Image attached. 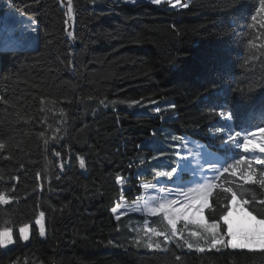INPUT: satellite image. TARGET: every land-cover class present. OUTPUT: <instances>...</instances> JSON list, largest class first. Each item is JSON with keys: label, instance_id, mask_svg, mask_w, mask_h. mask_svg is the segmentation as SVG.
I'll list each match as a JSON object with an SVG mask.
<instances>
[{"label": "trees", "instance_id": "1", "mask_svg": "<svg viewBox=\"0 0 264 264\" xmlns=\"http://www.w3.org/2000/svg\"><path fill=\"white\" fill-rule=\"evenodd\" d=\"M2 2L36 22L40 44L0 50V140L8 145L0 151V186L16 184L19 198L0 206V225L12 227L17 239L8 246L11 251L0 248V264H264L259 250L198 253L175 243L167 251L163 244L140 250L135 231L145 219L151 227H162L160 218L131 213L117 222L111 212L120 202L118 175L129 178L126 202L141 194L139 157L148 161L154 151L138 152L137 144L155 141L156 148L171 154L174 149L164 143L168 134L188 135L224 159L235 152L248 158L264 155L222 148V134L214 133L223 121L211 111L227 100L236 130L264 127V37L257 29L241 27L256 0H192L182 9L72 0L76 41L64 32L67 9L60 0ZM249 39L256 49L247 47ZM229 87L244 92L230 94ZM101 99H137L144 106L117 104L114 109L109 103L105 108ZM172 103L176 108L168 109ZM157 106L167 110L156 114ZM53 149L70 153L62 172ZM77 155L85 156V169ZM162 159L170 162L175 156ZM156 164L151 160L138 178L157 179L151 172ZM239 177L237 170L233 178ZM245 187L264 198L258 186ZM218 199L210 198L211 204ZM40 211L45 213V237L35 224ZM205 216L210 222L212 214L206 210ZM25 223L30 225L28 242L18 240Z\"/></svg>", "mask_w": 264, "mask_h": 264}, {"label": "snow or ice", "instance_id": "2", "mask_svg": "<svg viewBox=\"0 0 264 264\" xmlns=\"http://www.w3.org/2000/svg\"><path fill=\"white\" fill-rule=\"evenodd\" d=\"M60 2L67 9L65 13L66 19L64 20V32L71 41H76L79 38L78 35L74 34V30H70L75 23L72 0H66V4L65 0H60ZM89 2L95 5L97 0H89ZM124 2L134 6L145 2V0H124ZM146 2L157 6L169 5L172 9H175L177 7L188 8L192 0H184V2L182 0H146ZM13 23H20L22 25L20 35L17 37L13 29L6 28L7 39H5L3 48L0 50L13 51L15 47L21 46L18 44L19 39H38L36 35L38 27L34 20L29 19L27 23L19 20ZM241 27L257 29L260 36L264 37V0H256L253 9L245 17V24ZM240 34L245 35L246 33L241 32ZM247 47L249 49H256L257 45L253 40L249 39ZM260 49L264 50V39L261 40ZM71 63L72 61L70 60L69 64ZM212 88L215 89L216 85L213 84ZM236 91L244 92L243 89L236 87L228 88L230 94ZM248 91L251 92L252 89L250 88ZM89 98L91 99V97ZM99 103L104 105L105 108L110 103L114 109L117 104H125L128 108L144 106L142 101L137 99L112 100L110 102L101 99ZM152 103H156V101H152ZM229 103L230 101L226 100L220 107L211 109L212 113L223 121V125L217 127L214 133V135L222 134L219 137L221 141L220 146L226 150L240 149L247 152V142L250 139H256L257 135H259L262 147L258 151L264 153V127H257L256 131H249L246 128L236 130L233 127V112L228 107ZM167 107L168 109H175L176 105L172 103ZM166 110H162L161 107L157 106L152 111L156 114H161L162 111ZM171 118L169 117V119ZM163 119L164 117L161 116V120ZM56 131L60 132L61 129L57 128ZM156 134V130H152L150 136L155 137ZM168 136L170 141L179 142L175 146L172 143L167 144V148L174 149L171 154L163 146L156 148L155 141H146L136 145L138 152H143L146 149L154 151V155L148 161L143 157H139L137 167L142 170L138 171L136 175L138 177L143 176L148 170L150 161L156 160L157 164L151 167V172L154 173L156 178H166L155 179L153 183L141 181L140 187L145 190L150 188L156 189L161 195L146 199L138 198L137 201L133 202L130 209L121 211L126 204L124 193L131 189L130 187H125L128 184L129 178L118 175L116 183L121 185L120 202L111 208L116 221L119 222L121 216L127 215L128 210L143 212L146 217L160 218L162 227H151L148 220L145 219V226L137 230L138 235L139 233L143 235L135 240V244L137 246L143 244L148 249H161L163 244L164 250L167 251L168 245L175 243L177 248L186 247L188 250L194 249L198 253H205L206 249L209 251L212 249L219 251L223 248L247 251L259 250L261 254H264V198H258L256 192L245 187L247 184L258 186L260 194L264 195V155L248 158L239 152H235L230 160L203 159L199 150L193 154V149L188 147L192 141L187 137L175 134H168ZM51 139L56 141L58 138L53 135ZM44 143L47 148L49 141L45 140ZM7 147L8 145L5 141L0 140V151L6 150ZM181 149H186L187 155L182 154ZM52 154L60 159L58 167L62 172L67 162L65 156H69L70 153L62 155L60 151L53 149ZM207 154L212 155L210 152ZM170 155L175 156V159H172L170 162L162 159ZM189 156L198 161L196 167H190L192 160L189 159ZM10 158L8 157V159ZM76 159L79 161V167L85 169V156L77 155ZM133 163L130 162L128 167L131 168ZM20 168H24V165L21 164ZM189 170L193 174V180L188 183L181 182V176L185 171ZM237 170L240 171L239 181L233 178ZM36 175L37 179H40V174L37 173ZM11 179L18 180V177L12 176ZM3 181V170H0V182ZM240 181H243V183ZM169 182L171 186H169ZM214 197L219 198L218 201L214 204H209V199ZM18 199L16 184L5 183L4 186H0V206L12 205ZM235 207H243L248 212V215L252 217V220L256 221V225H253L247 231L234 229L232 223L229 221V217ZM217 208L219 209L218 214ZM206 210L212 214L210 222L206 224H200L194 218H189V214H192V217H194L196 213L204 214ZM178 223L181 224V227H177ZM35 224L38 225L39 236L45 237V213L43 211L39 212ZM257 226L259 227L257 228ZM29 230L30 225L27 223L20 226L18 240L28 242L30 239ZM157 238H162V240ZM16 243L17 239H14L13 228L0 225V248L11 251L12 249L8 246ZM175 259L181 261L180 256H176Z\"/></svg>", "mask_w": 264, "mask_h": 264}, {"label": "rangeland", "instance_id": "3", "mask_svg": "<svg viewBox=\"0 0 264 264\" xmlns=\"http://www.w3.org/2000/svg\"><path fill=\"white\" fill-rule=\"evenodd\" d=\"M145 2H146V0H145ZM182 2H184V0H182ZM175 9H182V8L177 7ZM21 14L22 13L12 9L11 7H8L4 2H2V0H0V49L3 48V43H4L5 39H7V32L5 30L6 28L13 29L15 31V33H16V36L19 37L20 31L22 30V25L20 23H13V22L14 21L23 20L25 23H27V21L29 19H32L31 17H28V16H26L24 14L21 16ZM36 35L38 36V39H31V40L19 39L18 40V44L21 45V46H17V47H22V48H25V49H37L39 47V44H40L39 32ZM183 137H187L190 141L191 140L194 141V142H192V143H190L188 145V147L193 149V154H195L197 152V150H199L203 159H220V160H223V159H221V157L219 155H215V156L214 155L213 156L208 155L207 151H211V150L208 149L207 146H206L207 147V150H206V148L203 145L204 143L202 141L193 139V138H191L188 135H183ZM260 140H261V137L259 135H257L256 139H254V140L250 139L247 142L248 143V151H250L251 154H254V155L262 154L261 152L258 151L262 147ZM164 143L167 146L168 143L175 144V143H179V142L178 141H170V138L168 137V138H166ZM253 150H256V151H253ZM181 152H182V154L187 155L186 149H182ZM211 152H213V151H211ZM189 159L192 160V164L190 165V167H196L198 161L193 159L191 156H189ZM200 162H202V161H200ZM186 174L188 175V177H185ZM157 179H161V178H157ZM192 180H193L192 172L190 170L189 171H185L183 173V179L181 180V182L188 183V182H190ZM154 181L155 180L148 181V182H145V183H153ZM169 186H171L170 182H169ZM159 195H161V194L158 193L156 189H151V188L147 189V190L144 189L143 193L141 195H138L136 197L135 201H137L138 198L146 199L148 197L159 196ZM141 202H143V201L141 200ZM132 205H133V202L132 203L126 202L125 207L122 208L121 211H125L127 209H130ZM240 208L242 210H244L243 207H240ZM131 213L144 214L143 212H135V211L128 210L127 214H131ZM237 214L238 213L235 212V215H230V217H229V221L232 223L233 228L234 229H243L245 231L251 229L254 224L253 223H249V221H247L245 219H242L241 216L240 217L236 216ZM189 218H194L195 219V217H192L191 214H189ZM258 227L259 226H257V228ZM139 229H142V228L138 227L137 230H139ZM137 230L135 231L134 239H138L140 236L143 235L142 233H139V235H138V231ZM135 246L138 247L140 250H144L145 249L143 244H141L140 246H137L135 244ZM106 247L109 248L110 245H106Z\"/></svg>", "mask_w": 264, "mask_h": 264}, {"label": "crops", "instance_id": "4", "mask_svg": "<svg viewBox=\"0 0 264 264\" xmlns=\"http://www.w3.org/2000/svg\"><path fill=\"white\" fill-rule=\"evenodd\" d=\"M191 141H192V140H191ZM192 142H194V141H192ZM195 143H196V142H195ZM203 145H204V147H205L206 150H207L206 145H205V144H203ZM209 152L212 153V155H210V156H213V155H214V156H215V155H219V154H217V153H213V152H211V151H207V153H209ZM219 156L221 157V159L224 160V157H222L221 155H219ZM185 177H188V175L186 174ZM209 204H211L210 199H209ZM235 212L238 213L236 216H239V217L241 216L242 219H245V220L249 221V223H253L254 225H256V221L252 220V217L248 215V212H247L245 209L242 210L240 207H235V208L233 209L231 215H235ZM233 213H234V214H233ZM191 216H192V214H191ZM194 217H195V220H196L198 223H200V224H206V223H207V219H206L205 213H204V214L196 213ZM178 224H179V223H178Z\"/></svg>", "mask_w": 264, "mask_h": 264}, {"label": "built area", "instance_id": "5", "mask_svg": "<svg viewBox=\"0 0 264 264\" xmlns=\"http://www.w3.org/2000/svg\"><path fill=\"white\" fill-rule=\"evenodd\" d=\"M236 176H237V175H236ZM182 179H183V175L181 176V180H182ZM137 180H138V186L140 187V184H141V181H142V180H141L140 178H138V177H137ZM143 182H144V181H143ZM242 182H243V181H242ZM144 183H145V182H144ZM140 188L142 189V191H141V194H142L143 191H144V189H143L142 187H140ZM141 194H140V195H141Z\"/></svg>", "mask_w": 264, "mask_h": 264}, {"label": "water", "instance_id": "6", "mask_svg": "<svg viewBox=\"0 0 264 264\" xmlns=\"http://www.w3.org/2000/svg\"><path fill=\"white\" fill-rule=\"evenodd\" d=\"M70 30H72V29H70Z\"/></svg>", "mask_w": 264, "mask_h": 264}]
</instances>
